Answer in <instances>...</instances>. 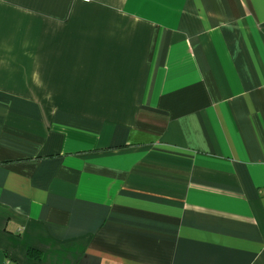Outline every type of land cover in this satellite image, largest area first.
Wrapping results in <instances>:
<instances>
[{"label":"crops","instance_id":"crops-1","mask_svg":"<svg viewBox=\"0 0 264 264\" xmlns=\"http://www.w3.org/2000/svg\"><path fill=\"white\" fill-rule=\"evenodd\" d=\"M0 264H264V0H0Z\"/></svg>","mask_w":264,"mask_h":264},{"label":"trees","instance_id":"trees-1","mask_svg":"<svg viewBox=\"0 0 264 264\" xmlns=\"http://www.w3.org/2000/svg\"><path fill=\"white\" fill-rule=\"evenodd\" d=\"M29 256L31 257V256H33V254L31 252H29Z\"/></svg>","mask_w":264,"mask_h":264},{"label":"built area","instance_id":"built-area-1","mask_svg":"<svg viewBox=\"0 0 264 264\" xmlns=\"http://www.w3.org/2000/svg\"><path fill=\"white\" fill-rule=\"evenodd\" d=\"M85 1H87V0H85Z\"/></svg>","mask_w":264,"mask_h":264}]
</instances>
